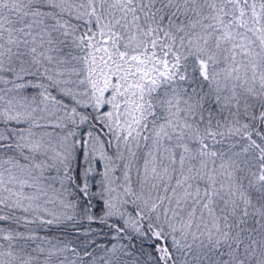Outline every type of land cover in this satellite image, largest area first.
Masks as SVG:
<instances>
[{
	"label": "snow or ice",
	"instance_id": "6c2138e0",
	"mask_svg": "<svg viewBox=\"0 0 264 264\" xmlns=\"http://www.w3.org/2000/svg\"><path fill=\"white\" fill-rule=\"evenodd\" d=\"M0 264H264V0H0Z\"/></svg>",
	"mask_w": 264,
	"mask_h": 264
}]
</instances>
